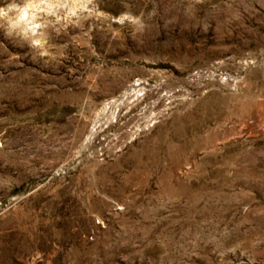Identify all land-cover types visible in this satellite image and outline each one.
Listing matches in <instances>:
<instances>
[{"label":"rangeland","instance_id":"374dc122","mask_svg":"<svg viewBox=\"0 0 264 264\" xmlns=\"http://www.w3.org/2000/svg\"><path fill=\"white\" fill-rule=\"evenodd\" d=\"M0 264H264V0H0Z\"/></svg>","mask_w":264,"mask_h":264},{"label":"bare ground","instance_id":"6f19581e","mask_svg":"<svg viewBox=\"0 0 264 264\" xmlns=\"http://www.w3.org/2000/svg\"><path fill=\"white\" fill-rule=\"evenodd\" d=\"M29 14V11L28 9H24L22 10L20 13H19V17L22 19V20H30L31 18L28 16ZM20 19V20H21Z\"/></svg>","mask_w":264,"mask_h":264}]
</instances>
